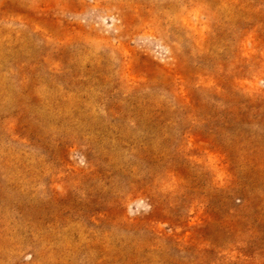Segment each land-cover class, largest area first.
I'll use <instances>...</instances> for the list:
<instances>
[{
  "label": "rangeland",
  "instance_id": "rangeland-1",
  "mask_svg": "<svg viewBox=\"0 0 264 264\" xmlns=\"http://www.w3.org/2000/svg\"><path fill=\"white\" fill-rule=\"evenodd\" d=\"M0 264H264V0H0Z\"/></svg>",
  "mask_w": 264,
  "mask_h": 264
}]
</instances>
